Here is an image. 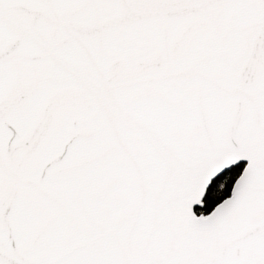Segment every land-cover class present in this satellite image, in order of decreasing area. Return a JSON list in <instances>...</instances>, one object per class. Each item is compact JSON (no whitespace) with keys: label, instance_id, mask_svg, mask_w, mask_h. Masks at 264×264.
<instances>
[{"label":"snow or ice","instance_id":"snow-or-ice-1","mask_svg":"<svg viewBox=\"0 0 264 264\" xmlns=\"http://www.w3.org/2000/svg\"><path fill=\"white\" fill-rule=\"evenodd\" d=\"M0 264H264V0H0Z\"/></svg>","mask_w":264,"mask_h":264}]
</instances>
